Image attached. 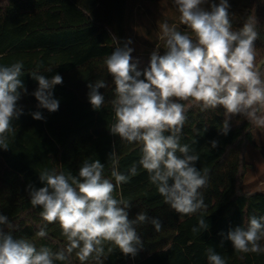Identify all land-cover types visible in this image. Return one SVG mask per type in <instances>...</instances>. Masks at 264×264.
Segmentation results:
<instances>
[{"label": "clouds", "instance_id": "clouds-1", "mask_svg": "<svg viewBox=\"0 0 264 264\" xmlns=\"http://www.w3.org/2000/svg\"><path fill=\"white\" fill-rule=\"evenodd\" d=\"M179 13V22L188 31H180L167 20L159 24L158 38L163 42L164 54L156 45L147 67L140 70L133 62L131 39L104 60L114 85V98L110 101L114 123L109 127L112 135L121 141L140 146V156L126 173L119 171V158L113 150L111 177L104 175L105 165L100 160L85 159L78 175L70 171L57 172L45 168L39 173L42 187L27 186L30 204L42 209L44 223L38 226L36 237L48 236V225L58 224L66 244L53 252L48 246L36 245L25 238H15L17 225L0 213V264H56L69 262L75 253L80 264H104L107 253L118 249L125 256L135 257L143 247L138 226L151 223L155 231L162 229L159 219L139 212L129 219L132 202L114 193L131 177L143 169L150 184L162 196L163 202L180 215L199 213L194 235L209 229L205 219L208 205L203 193L208 185V170L198 169L200 159L188 144H182V129L188 119L189 107L201 112L223 108L225 119L219 129L228 135L230 121L243 117L257 129H264V78L256 65L255 42L259 38L257 20L249 16L243 26L233 29L228 0H172ZM208 5V7H205ZM23 61L0 65V149H9V134L15 136L12 121L23 114L19 104L28 91L21 77ZM40 65L29 74L38 82L32 95L38 108L56 112L59 100L54 88L63 83L59 74L50 78L40 73ZM51 73V67L45 69ZM88 101L93 110H101L105 96L99 91L108 88L104 79L87 85ZM35 120H44L40 111L31 113ZM208 127L204 128V132ZM166 133H168L166 135ZM195 142V141H194ZM218 141H211L216 148ZM179 153V155H178ZM225 239L231 241L237 253L264 254V216L252 215L246 226L229 229ZM223 241L221 242V247ZM208 264H227V259L209 246Z\"/></svg>", "mask_w": 264, "mask_h": 264}, {"label": "trees", "instance_id": "trees-1", "mask_svg": "<svg viewBox=\"0 0 264 264\" xmlns=\"http://www.w3.org/2000/svg\"><path fill=\"white\" fill-rule=\"evenodd\" d=\"M127 4L128 0H0V65L23 61L21 79L28 91L19 101L23 114L12 121L16 134H9V149H0V213L17 225L12 233L15 238L28 239L37 248L48 246L55 252L66 244L58 224L48 225L45 238L35 235L44 223L40 217L42 209L31 206L26 189L29 184L43 186L40 171L55 168L57 172L78 175L85 159H98L105 165V177L115 183L109 154L116 151L119 171L124 173L139 159L138 144L123 142L109 131L114 123L110 104L114 85L104 60L114 51L117 40L120 46L127 40ZM229 14L234 30L242 27L249 16L257 20L256 65L264 78V0L230 5ZM132 57L133 62H139L140 70L150 62V57L135 51ZM37 65L40 73L49 78L55 74L63 77V83L53 90L54 98L59 100L56 112L38 108L32 95L38 82L29 73ZM49 67L53 69L51 73L45 71ZM98 79L109 84L99 90L105 96L99 111L93 110L87 96V85ZM35 111H40L45 119H33L31 113ZM187 117L181 143L199 154L196 167L208 170V185L201 192L208 205L205 219L209 229L194 235L191 229L197 225L199 213L187 216L171 209L150 184L147 172L138 169V174L114 195L122 193L132 202L129 219L145 211L150 220L161 221L162 229L155 231L151 223L138 226L143 247L136 256H125L118 249L108 254L106 247L104 264H208L209 246L225 257L227 264H264V254L237 253L231 241L220 235L246 226L252 215L264 216V192H245L241 188L247 168L245 150L248 143L254 142L255 126L243 117H234L228 135H222V107L201 112L199 107L192 106ZM213 140L218 141L214 149ZM0 227L8 231L6 226ZM56 264L80 261L73 253L69 262Z\"/></svg>", "mask_w": 264, "mask_h": 264}, {"label": "rangeland", "instance_id": "rangeland-1", "mask_svg": "<svg viewBox=\"0 0 264 264\" xmlns=\"http://www.w3.org/2000/svg\"><path fill=\"white\" fill-rule=\"evenodd\" d=\"M218 3L219 0H216ZM230 5H249L250 0H228ZM208 7V5H205ZM167 20L176 24L178 30L188 31L179 22V13L172 0H128L126 9V35L135 53L150 57L156 45H160L159 54L164 52L163 42L159 40V24ZM254 142L246 146L245 161L247 168L241 188L245 192L255 193L264 188V129L254 128Z\"/></svg>", "mask_w": 264, "mask_h": 264}, {"label": "crops", "instance_id": "crops-1", "mask_svg": "<svg viewBox=\"0 0 264 264\" xmlns=\"http://www.w3.org/2000/svg\"><path fill=\"white\" fill-rule=\"evenodd\" d=\"M256 192H261V193H263V192H264V188L256 189Z\"/></svg>", "mask_w": 264, "mask_h": 264}]
</instances>
